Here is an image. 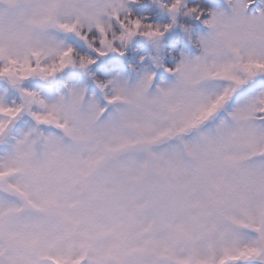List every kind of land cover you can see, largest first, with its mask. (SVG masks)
Instances as JSON below:
<instances>
[{"label":"snow or ice","instance_id":"obj_1","mask_svg":"<svg viewBox=\"0 0 264 264\" xmlns=\"http://www.w3.org/2000/svg\"><path fill=\"white\" fill-rule=\"evenodd\" d=\"M223 4L0 0V264H264V0Z\"/></svg>","mask_w":264,"mask_h":264},{"label":"trees","instance_id":"obj_2","mask_svg":"<svg viewBox=\"0 0 264 264\" xmlns=\"http://www.w3.org/2000/svg\"><path fill=\"white\" fill-rule=\"evenodd\" d=\"M196 2H201V0H196ZM203 3H204L206 6H208L210 9H211V8H214V7L216 6V3H214V2H212V1H210V0H203ZM136 11H137V14H143L142 10L139 9V8H137ZM165 15H166L165 13L161 12V16H162V17L165 16ZM200 31H201V32H204V31H206V28H205L204 26L201 25V26L198 28L197 33H199ZM175 33L178 35V34L180 33V30H179V31L177 30ZM188 47H189V48L191 47V44H190V43L188 44Z\"/></svg>","mask_w":264,"mask_h":264},{"label":"rangeland","instance_id":"obj_3","mask_svg":"<svg viewBox=\"0 0 264 264\" xmlns=\"http://www.w3.org/2000/svg\"><path fill=\"white\" fill-rule=\"evenodd\" d=\"M210 1H212V2H214V3H216V6L214 7V8H220V7H223L224 6V4H223V0H210ZM179 31L180 29L179 28H177V29H174L173 30V33H175L176 31ZM181 31V30H180ZM198 35L199 34H203V32H199V33H197ZM171 34H166V37H168V36H170ZM185 39H187V38H185Z\"/></svg>","mask_w":264,"mask_h":264}]
</instances>
